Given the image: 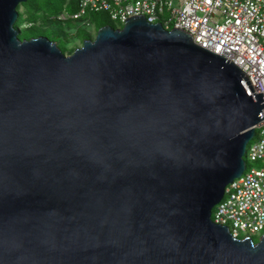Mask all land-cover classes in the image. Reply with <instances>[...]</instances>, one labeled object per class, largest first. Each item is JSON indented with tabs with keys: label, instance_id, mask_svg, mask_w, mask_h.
Returning <instances> with one entry per match:
<instances>
[{
	"label": "water",
	"instance_id": "95a60500",
	"mask_svg": "<svg viewBox=\"0 0 264 264\" xmlns=\"http://www.w3.org/2000/svg\"><path fill=\"white\" fill-rule=\"evenodd\" d=\"M0 0V264H264L214 223L264 118L233 62L142 15L70 55Z\"/></svg>",
	"mask_w": 264,
	"mask_h": 264
},
{
	"label": "built area",
	"instance_id": "2783aa9c",
	"mask_svg": "<svg viewBox=\"0 0 264 264\" xmlns=\"http://www.w3.org/2000/svg\"><path fill=\"white\" fill-rule=\"evenodd\" d=\"M72 1L75 10H63L59 19L82 20L90 12H105L122 26L129 17L142 15L165 29L186 31L196 44L237 65L264 99V0H177L178 5L174 0ZM254 137L245 155L259 166L246 165L225 186L211 213L212 221L227 226L234 238L264 233V118L255 125Z\"/></svg>",
	"mask_w": 264,
	"mask_h": 264
},
{
	"label": "trees",
	"instance_id": "16d2710c",
	"mask_svg": "<svg viewBox=\"0 0 264 264\" xmlns=\"http://www.w3.org/2000/svg\"><path fill=\"white\" fill-rule=\"evenodd\" d=\"M54 0H44L43 4H40L38 2H36L35 0H27L26 2H22L19 3V5L17 6L16 10L18 12L19 15V20L18 22L15 24L16 29H18L19 31V38H26L29 39L31 37H37L38 36V24H35V21H37L38 15L40 12L43 11L44 16H46L48 18V20L50 19H55L57 21H63V22H67V24L72 25V23L75 20L72 19H68V20H61L58 18L59 14L63 11V10H67V11H74L75 7L73 6V2L72 0H62L61 3L59 5H56L53 3ZM99 12H90L88 14L85 15V17L82 18L83 24H80L79 26L76 27H69V28H65L66 31L70 32L71 34H76V36H78L81 39H91L92 38V31L93 32H97L98 28H100L103 25H106V22L103 21H99V20H95V18L93 17L94 15H97ZM89 16H91L92 19L89 18ZM81 20V19H80ZM87 20V23L86 21ZM33 22V26H30L28 29L22 28L23 24L26 22ZM85 21V23H84ZM71 23V24H70ZM113 27H120L121 24L118 23H113L109 24ZM21 27V28H20ZM87 27H91V28H87ZM20 28V29H19ZM66 31L64 30V27L61 28V36H57L55 37L56 40H58L59 42H61L63 45L61 46L58 42L56 43L58 45V47L61 49V51L64 53L66 51V43H67V39L68 36L66 34ZM52 39V38H50ZM55 40L54 38L52 39V41Z\"/></svg>",
	"mask_w": 264,
	"mask_h": 264
},
{
	"label": "rangeland",
	"instance_id": "374dc122",
	"mask_svg": "<svg viewBox=\"0 0 264 264\" xmlns=\"http://www.w3.org/2000/svg\"><path fill=\"white\" fill-rule=\"evenodd\" d=\"M36 2H38V3H40V4H43V2H44V0H35ZM61 1L62 0H54V4H56V5H59L60 3H61ZM68 1V0H67ZM26 2V1H25ZM73 2V6L75 7V2L74 1H72ZM174 4L175 5H178L177 4V0H174ZM94 18H95V20L97 19V20H99V21H103V22H106L107 24H112L113 25V21L108 17V15H107V13H105V12H99L97 15H94L93 16ZM38 20L37 21H35V24L37 25L38 24V30H37V32H38V36L39 35H44V36H46V37H48L49 39L50 38H54L55 40H53L54 42H58L61 46L63 45L61 42H59L58 40H56V38L55 37H57V36H61V28L62 27H64V30L66 31V29L65 28H71V27H76V26H79L80 24H83V21L82 20H75L73 23H72V25L73 26H71V25H69V24H67V22H63V21H57V20H55V19H50V20H48V18L46 17V16H44V13H43V11L42 12H40L39 13V15H38ZM89 18L90 19H92L91 18V16H89ZM86 21V23H87V20H85ZM85 23V22H84ZM71 24V23H70ZM30 26H33V22H29V21H26L24 24H23V26H22V28H25V29H28ZM21 28V27H20ZM19 28V29H20ZM87 28H91V27H87ZM66 34H67V36H68V39H67V43H66V51L64 52V54L65 55H70L73 51H74V49L76 48V47H80V46H82V42H83V39H81V38H79L78 36H76V34H71L70 32H68V31H66ZM95 32H93L92 31V38L91 39H94V37H95ZM52 39H50V40H52ZM254 138L255 137H253L250 141H249V143H248V145L254 140ZM247 145V146H248ZM244 159H245V161H246V165L248 166V168H250V167H257V166H259V162H251V161H249L248 160V158H247V155H244ZM251 237L255 240V241H257L258 240V238L260 237V235L259 234H253V235H251Z\"/></svg>",
	"mask_w": 264,
	"mask_h": 264
}]
</instances>
